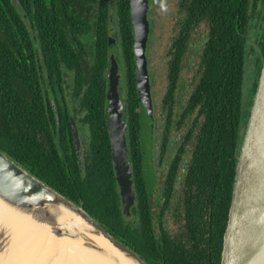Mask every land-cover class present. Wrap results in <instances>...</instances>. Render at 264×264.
<instances>
[{"label":"trees","instance_id":"obj_1","mask_svg":"<svg viewBox=\"0 0 264 264\" xmlns=\"http://www.w3.org/2000/svg\"><path fill=\"white\" fill-rule=\"evenodd\" d=\"M185 1L178 0L179 12L185 17L168 50L167 85L161 97L167 115L161 132L166 136L170 126L181 56L192 28L202 22L206 37L200 74L178 116L181 119L194 109L198 113L192 125L195 130L187 133L191 134L192 152L185 162L186 179L206 191L210 215L204 230L192 229L188 248L170 239L163 228L155 230L151 223L149 187L137 138L129 0H0V151L68 200L82 203L93 219L149 264H220L236 155L264 58V0H189L187 5ZM112 25L126 86L122 114L136 197L129 217L122 214L104 117L110 52L107 37ZM72 40L77 44L71 46ZM41 51L49 77H60L58 65L62 62L73 72L68 87L69 112H60L64 102L60 78L57 87L46 89L60 111H54L44 99L46 94L38 82ZM82 54L91 57L90 64L83 63ZM67 114L79 121L84 135L81 168L71 145ZM177 165L175 162L172 168Z\"/></svg>","mask_w":264,"mask_h":264},{"label":"water","instance_id":"obj_2","mask_svg":"<svg viewBox=\"0 0 264 264\" xmlns=\"http://www.w3.org/2000/svg\"><path fill=\"white\" fill-rule=\"evenodd\" d=\"M136 64L137 110L141 149L147 156L145 176L150 171L151 101L146 61V43L149 34L148 0H129ZM113 47V41L110 48ZM119 66L110 53L106 72L105 128L109 142L112 170L118 186L122 214H131L135 194L127 159L125 122L122 101L118 92ZM70 130L77 166L81 168V153L74 122ZM146 159V158H145ZM235 177L223 234L220 264H264V58L256 89L251 99L244 131L236 155ZM0 204L12 212L40 225L54 241L69 238L81 248L119 264L122 258L128 264H149L133 248L114 236L83 208L29 174L0 151ZM23 229L14 227L7 219L0 220V264H17L13 255L27 238ZM92 238H101L98 243ZM55 247V248H54ZM45 263L52 264L57 246Z\"/></svg>","mask_w":264,"mask_h":264},{"label":"flooded vegetation","instance_id":"obj_3","mask_svg":"<svg viewBox=\"0 0 264 264\" xmlns=\"http://www.w3.org/2000/svg\"><path fill=\"white\" fill-rule=\"evenodd\" d=\"M186 5L189 3V0L185 1ZM183 16V19L185 17V13H181ZM249 18V16H248ZM112 22L113 20L110 19ZM113 24V22H112ZM203 23L199 22L195 27L192 28L191 32L202 26ZM114 26L112 25L110 28V33L108 38L109 45L112 44L113 41V47L110 48V52L108 54V57L110 53H114L118 66H119V84H118V92L121 101L124 99L125 94V84H124V77H123V71H122V62H121V55H120V47H119V40L116 36H114ZM191 34V33H190ZM190 37V36H189ZM189 40V38H188ZM173 40L170 42V46ZM76 41L72 40L71 46ZM188 43V42H187ZM187 47V45H186ZM170 48V47H169ZM117 49V50H116ZM169 50V49H168ZM167 50V61H166V71H167V64L169 59L171 58V54ZM186 50V48H185ZM184 50V53H185ZM202 52V50H201ZM184 53L181 56V62L182 65V59L184 57ZM39 58L41 60V67H40V75H39V85L41 87V91L43 94H46V97L44 99H48L50 106L54 109V111H61L68 112L71 110L70 101H69V86L73 82L72 77V71L66 68V66L63 64V62L58 65V67L61 69L62 74L60 77L57 75L48 76L44 68L47 65V62L45 60V57L42 53V51L39 54ZM81 60L83 61H89L91 57L89 55L82 54L80 56ZM201 58V54H200ZM147 59V57H146ZM109 62V59H108ZM148 70V68H147ZM181 71V68H180ZM180 75V72H179ZM59 78L61 79L59 81ZM148 78L150 83V101H151V114H152V122H151V128H150V134H151V144H150V171L152 173V176L145 177L146 184L148 185L147 190V203L149 205V211L151 215V223L155 230L163 228L164 232L168 234L170 239H173L176 241V243L182 244L184 247H189V242L191 241L192 236V229L196 231L204 230L207 226L204 224L208 221L209 215H210V206H209V197L204 191L203 187L201 185H197V188H195V185L191 181H187L186 179V164L185 162L189 159L192 148L190 147L189 139L191 138V134H187L189 130L193 131L195 128L192 126L194 124V121H197V111L196 109L190 110L186 113H184V117L181 119L179 118L178 114L180 112V108L182 105H180L179 110H173V103H172V110L170 111L171 119L169 121L170 126L167 129L166 136H163L162 131V123L165 121L167 111L165 108L162 109L161 107V100L159 105H154V101L152 100L151 96V90H152V81L150 77V73L148 71ZM167 79V75H166ZM58 81L61 83V86L63 87V99L64 102H66V106L64 105V102L60 104V109H58L55 104L53 103V98L50 97V94L47 93L46 89L50 87H57ZM196 83V82H195ZM177 87V86H176ZM166 91V90H165ZM164 91V92H165ZM163 92V93H164ZM191 92V91H190ZM185 102V101H184ZM154 107H159V111L154 113ZM57 116H55L56 118ZM165 117V118H164ZM71 117L70 114H67V119L69 122V132H70V138H71V145L74 150V143L73 138L70 130V120ZM76 132H77V138L81 153V160H82V151L85 148V140L84 135L82 133L81 126L79 124V121L73 120ZM184 129L183 132H181L180 136V142L178 144H173L172 141L174 140L172 138L173 131H181ZM138 138V146L139 151L141 154L140 162H141V168L143 169V173L146 167V160L147 156L144 155V151L141 149V137L140 132L138 128L137 133ZM75 154V151H74ZM146 158V159H145ZM76 159V157H75ZM175 162H178L177 167L172 168V165H174ZM77 163V161H76ZM82 164V162H81ZM195 188V189H193ZM136 206V197L134 199V203L131 206V214L132 216V209L134 212V208ZM129 217V216H128ZM134 219H136V216L134 215ZM204 236V235H203Z\"/></svg>","mask_w":264,"mask_h":264},{"label":"rangeland","instance_id":"obj_4","mask_svg":"<svg viewBox=\"0 0 264 264\" xmlns=\"http://www.w3.org/2000/svg\"><path fill=\"white\" fill-rule=\"evenodd\" d=\"M183 16L179 12L178 0H148L147 19L151 24L146 43L147 68L152 81L151 96L154 105H159L163 92L166 90V61L170 42L176 36L177 25ZM206 37L204 25L194 29L189 37L182 59L181 71L176 90L173 94V110H179L192 90L200 74V54ZM117 50V49H116ZM251 66L246 69L245 83L249 80ZM248 85V84H247ZM159 107H154V113ZM172 133V143L180 142L181 132Z\"/></svg>","mask_w":264,"mask_h":264},{"label":"bare ground","instance_id":"obj_5","mask_svg":"<svg viewBox=\"0 0 264 264\" xmlns=\"http://www.w3.org/2000/svg\"><path fill=\"white\" fill-rule=\"evenodd\" d=\"M7 219L14 227H21L27 240L13 255L12 261L16 260L17 264H42L47 261L49 254L57 246V255L52 264H115L114 262L89 252L78 242L69 238H61L53 243V237L47 235L44 229L28 218L12 212L9 208L0 204V220ZM94 239V238H92ZM98 243H104L101 238H95ZM100 243V244H101ZM119 264H128L122 258H119Z\"/></svg>","mask_w":264,"mask_h":264}]
</instances>
